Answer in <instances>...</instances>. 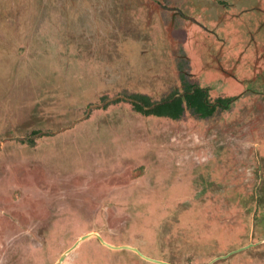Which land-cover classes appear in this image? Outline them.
<instances>
[{"label": "rangeland", "instance_id": "374dc122", "mask_svg": "<svg viewBox=\"0 0 264 264\" xmlns=\"http://www.w3.org/2000/svg\"><path fill=\"white\" fill-rule=\"evenodd\" d=\"M56 263L264 264V0H0V264Z\"/></svg>", "mask_w": 264, "mask_h": 264}, {"label": "trees", "instance_id": "16d2710c", "mask_svg": "<svg viewBox=\"0 0 264 264\" xmlns=\"http://www.w3.org/2000/svg\"><path fill=\"white\" fill-rule=\"evenodd\" d=\"M233 99L232 97H218L212 100L207 87L189 82L184 78L183 91H177L167 99L152 103L148 96L140 95L133 96L132 102H134L135 108L144 114L169 116L177 119L183 115L185 107L202 118L210 117L219 108H229Z\"/></svg>", "mask_w": 264, "mask_h": 264}, {"label": "water", "instance_id": "95a60500", "mask_svg": "<svg viewBox=\"0 0 264 264\" xmlns=\"http://www.w3.org/2000/svg\"><path fill=\"white\" fill-rule=\"evenodd\" d=\"M84 238H85V237H84ZM101 240H102L105 244H107V245H109V246H111V247H114V248H121V247L132 248V247H129V246H121V247L112 246V245L108 244L107 242H105L102 238H101ZM133 249L136 250V251H139V250L136 249V248H133ZM56 264H59V263H56Z\"/></svg>", "mask_w": 264, "mask_h": 264}]
</instances>
